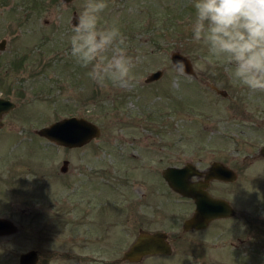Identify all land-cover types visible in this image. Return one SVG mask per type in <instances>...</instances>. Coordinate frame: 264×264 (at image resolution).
I'll use <instances>...</instances> for the list:
<instances>
[{
    "label": "rangeland",
    "instance_id": "1",
    "mask_svg": "<svg viewBox=\"0 0 264 264\" xmlns=\"http://www.w3.org/2000/svg\"><path fill=\"white\" fill-rule=\"evenodd\" d=\"M85 2L0 0V91L16 103L0 117V216L17 227L0 236V264L14 263L20 252L35 247L31 217L23 219L20 209L32 213L38 178L56 200L63 199V160L76 179V167H99L105 179L118 177L120 194L143 190L138 165L148 164L152 205L160 199L166 226L177 234L191 205L162 186L160 170L183 163L206 167L224 154L239 177L228 191L218 185L211 191H227L247 225L232 219L186 233L171 256L136 264H264V157L257 152L264 144V93L234 85L225 67L207 63L206 49L192 39L193 0H106L101 24L120 27L127 52L137 61V83L131 88L97 85L87 75L90 69L70 55L73 21ZM172 52L189 60L192 75L180 74L171 64ZM155 70L160 77L145 82ZM69 116L94 123L99 135L69 149L34 132ZM47 247H52L48 241H40L42 250ZM61 249L56 245V251ZM44 262L68 264L56 258Z\"/></svg>",
    "mask_w": 264,
    "mask_h": 264
},
{
    "label": "flooded vegetation",
    "instance_id": "2",
    "mask_svg": "<svg viewBox=\"0 0 264 264\" xmlns=\"http://www.w3.org/2000/svg\"><path fill=\"white\" fill-rule=\"evenodd\" d=\"M73 22L77 23V21ZM1 41L4 44V41ZM175 68L180 74L183 73L181 69ZM207 85L216 93L220 90L212 83H208ZM13 91L18 95L21 94L19 89ZM9 94V92L0 91V98L13 102L8 98ZM13 103L14 107L3 113L2 116H6L11 110L16 108V103ZM88 144H90V141L79 147ZM263 145L264 144L258 147V157H264V155L260 153V149ZM63 161L67 163L63 172L60 171L61 166L59 167V171L61 173H66L67 176L63 199L56 200L55 193L50 186H48L49 184L46 185L48 187L43 188L40 184L41 180L38 178L36 180L38 189L36 190L32 213L29 216L24 209H20L23 219L31 217L32 220L30 222L32 224L35 247L28 250L34 251L36 264H44V261H51L53 258L60 259L64 262L66 261L68 264H136L146 258L171 256L174 250L177 249V240L186 233L200 232L213 225L218 226L221 222L232 219H235L234 221L236 222V219H238L240 224L247 225L244 212L240 211L235 204L231 202V198L229 199L226 195L227 191L231 188L230 185L234 184L238 179L239 169L229 162L225 154L222 158L218 157L210 161L206 167H199L197 163H190L192 166L191 171L197 174L190 175L188 177L189 182L203 183L205 170L212 162H218L222 168L233 172L235 175L233 181L212 178L207 182L206 192L209 196L225 201L232 210V214L230 216L214 218L208 221L205 227L199 229L191 228L183 230L182 223L193 213L194 203L192 199L183 197L170 189L161 176V171L164 168L160 170L159 177L162 180V186L170 193L176 195V199L183 200L191 205L190 212L182 220L181 231L177 234H174L171 228L166 226L167 222L164 221V211L160 199H154L159 204L152 205L154 204L151 194L152 186L148 177L150 176L151 168L148 164L142 163L138 165L142 173L137 176H140L143 181V190L141 189L142 191H138L129 189L128 192L123 191L121 193L123 195H121L118 177H110L112 178L111 180L107 179V177L105 179L103 170L99 167L88 169L86 167H76L72 170L76 175L80 176L79 179H76L73 175H70L72 172L69 173L67 171L68 161ZM184 164L185 163L179 166H170L180 168L184 166ZM88 170L89 173H87ZM49 176H51V168L48 166L47 177ZM215 185L219 187L222 186V190L228 189L225 194L222 192L213 193L211 187ZM0 218L9 220L15 227L14 232H16L17 227L10 218L4 216H0ZM21 224L22 222L19 225ZM23 224L26 225L27 223ZM143 233H161L162 241L169 249V253L146 254L142 256L139 261H131L124 258V254L134 244L138 236ZM4 235L10 234H3L0 236ZM40 241H48L52 247L49 249L47 247L42 250L40 248ZM56 245L62 248L61 251H56Z\"/></svg>",
    "mask_w": 264,
    "mask_h": 264
},
{
    "label": "clouds",
    "instance_id": "3",
    "mask_svg": "<svg viewBox=\"0 0 264 264\" xmlns=\"http://www.w3.org/2000/svg\"><path fill=\"white\" fill-rule=\"evenodd\" d=\"M106 8V0H86L71 29L70 55L101 87H135L137 61L120 27L101 24ZM193 8L192 39L206 49L207 63L225 67L234 85L264 93V0H193Z\"/></svg>",
    "mask_w": 264,
    "mask_h": 264
},
{
    "label": "water",
    "instance_id": "4",
    "mask_svg": "<svg viewBox=\"0 0 264 264\" xmlns=\"http://www.w3.org/2000/svg\"><path fill=\"white\" fill-rule=\"evenodd\" d=\"M68 3L72 0H62ZM73 24H76L73 22ZM3 47L2 41L0 48ZM172 65L180 68L178 62H182L181 69L186 75L192 74L191 64L189 60L178 52H172L169 55ZM161 71L155 70L145 77V82L156 80L160 77ZM221 95H225L223 90L217 91ZM14 107V103L0 98V117L3 113ZM2 122L0 121V127ZM36 135L45 138L47 141L67 148L79 147L80 145L96 138L99 135V128L92 122L83 117H63L42 126L34 131ZM260 153L264 155V145L260 149ZM66 161H62L60 171L63 172L66 167ZM191 164L185 163L180 168L166 167L161 171V176L170 189L183 197L192 199L194 210L191 216L182 223L183 230L191 228L199 229L206 226L207 222L218 217L230 216L232 210L227 203L221 199L212 198L206 192L207 182L212 178L233 181L235 175L233 172L226 170L220 166L218 162L210 163L205 170L204 182H189L188 177L196 172L191 171ZM15 231L13 224L4 218H0V235L11 234ZM152 253H169V249L162 241L161 233L147 234L143 233L138 236L134 244L124 254V258L131 261H139L146 254ZM12 264H36V257L33 250H28L18 255V259Z\"/></svg>",
    "mask_w": 264,
    "mask_h": 264
}]
</instances>
